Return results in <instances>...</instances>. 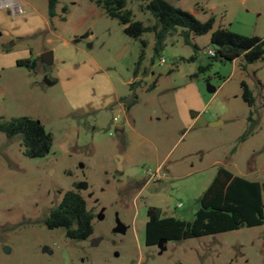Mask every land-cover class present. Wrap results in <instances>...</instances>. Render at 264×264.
Instances as JSON below:
<instances>
[{
	"label": "rangeland",
	"instance_id": "rangeland-1",
	"mask_svg": "<svg viewBox=\"0 0 264 264\" xmlns=\"http://www.w3.org/2000/svg\"><path fill=\"white\" fill-rule=\"evenodd\" d=\"M14 1L23 13L0 4V123L30 117L54 142L46 157L31 159L21 136L0 132V264H264V225L145 244L149 209L193 221L220 167L261 183L264 200V59H214L212 32L193 34L194 49L181 27L156 54L155 32L127 35L96 0H58L54 17L49 0ZM149 1L127 0L145 26L158 22L144 8ZM168 1L202 21L214 16L213 30L264 38V0ZM47 50L50 64L40 58ZM27 57L40 58L35 69L16 64ZM243 81L254 107L243 99ZM134 93L137 103H122L123 111L118 102ZM123 126L136 151L121 174L115 157L129 151ZM159 164L165 177L139 193L145 172ZM68 191L94 213L87 240L43 224Z\"/></svg>",
	"mask_w": 264,
	"mask_h": 264
},
{
	"label": "trees",
	"instance_id": "trees-1",
	"mask_svg": "<svg viewBox=\"0 0 264 264\" xmlns=\"http://www.w3.org/2000/svg\"><path fill=\"white\" fill-rule=\"evenodd\" d=\"M58 0H49V16L56 15ZM111 18L118 19L125 27L127 35L141 39L147 31L155 32V53L159 54L164 46L165 38L178 27L183 28L186 44L198 49L191 36L211 33V44L214 46V59L234 61L240 57L247 64L264 59V38L253 35L247 36L231 31L228 28L213 30L215 18L211 16L202 21L191 12L177 7L168 0H150L144 8L149 10L158 20L155 25L145 26L142 21L133 18V11L127 8V0H96ZM62 19L66 20V17ZM85 33L84 36H87ZM145 46L146 41L142 39ZM195 55L191 57V60ZM38 58L18 59V66H27L35 69ZM203 69V67H202ZM139 66L135 69L138 75ZM132 88L136 82H131ZM243 99L254 107L256 99L246 81L241 83ZM155 85L152 86L154 88ZM130 102L121 100L127 107L137 103V95H132ZM249 121L252 118L249 117ZM0 132L7 138L21 136L23 153L31 159L44 158L53 147L52 133L37 120L30 117L13 118L0 123ZM253 133L252 126L242 137L244 140ZM149 219L145 226V244L156 246L162 241L181 242L189 239H198L206 236L239 230L242 226L249 228L264 225V200L262 184L250 181L244 177L236 176L225 167L217 170L213 181L199 199V209L193 221L165 214L160 208L149 209ZM94 213L87 207L83 196L76 191L64 194L60 204L54 208L50 215L43 221L49 229L62 228L66 236L73 240H87L94 233Z\"/></svg>",
	"mask_w": 264,
	"mask_h": 264
},
{
	"label": "crops",
	"instance_id": "crops-1",
	"mask_svg": "<svg viewBox=\"0 0 264 264\" xmlns=\"http://www.w3.org/2000/svg\"><path fill=\"white\" fill-rule=\"evenodd\" d=\"M27 58H31V57H27ZM17 60H16V64H17ZM54 82H57V80L54 81ZM118 103H119L120 108L123 109V111H124V105L122 103H120V102H118ZM197 115H199V114H197ZM118 131L121 134L122 141H123V144L125 146V147L123 146L124 149L125 150L126 149L129 150L127 155H125L123 153H119L120 155H116V157H115V165L117 167V170H118L119 173L122 174L124 172L125 168H126L127 161L130 160L129 159V156L132 155L136 151V149H130L131 145L133 144V140L131 138L132 137V134L131 135L130 134H127L126 131H125V127L124 126L123 127H118ZM132 132H133V135L134 134L135 135H139L141 138H143L145 140V138L142 137L140 134H138L135 130L132 131ZM162 164H159L157 168L161 167ZM151 185H153V184L146 182L145 185H143L141 188H139V193L141 191H143L146 187H149ZM167 215H171V214L169 213Z\"/></svg>",
	"mask_w": 264,
	"mask_h": 264
},
{
	"label": "built area",
	"instance_id": "built-area-1",
	"mask_svg": "<svg viewBox=\"0 0 264 264\" xmlns=\"http://www.w3.org/2000/svg\"><path fill=\"white\" fill-rule=\"evenodd\" d=\"M0 4L2 7L9 8L12 7L13 11L16 13H23L22 5L20 2H16L14 0H1ZM208 53L212 56L215 55V50L213 49H208ZM161 63H165L166 59L164 57L161 58L160 60ZM114 121H118V117L114 118ZM145 180L147 183H156L157 181L161 180L162 178L165 177V175L162 174V169L161 167L156 168L154 170L146 171L145 172ZM181 207V205H179Z\"/></svg>",
	"mask_w": 264,
	"mask_h": 264
},
{
	"label": "water",
	"instance_id": "water-1",
	"mask_svg": "<svg viewBox=\"0 0 264 264\" xmlns=\"http://www.w3.org/2000/svg\"><path fill=\"white\" fill-rule=\"evenodd\" d=\"M41 60L46 63V64H50L53 62V51H44L43 53H41L40 55ZM56 81V80H53ZM211 127H216L218 126V123L214 122L210 124Z\"/></svg>",
	"mask_w": 264,
	"mask_h": 264
}]
</instances>
